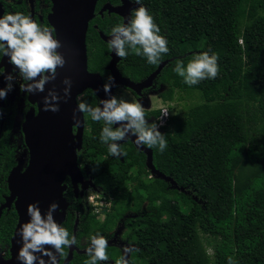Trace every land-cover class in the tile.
<instances>
[{"label":"trees","instance_id":"16d2710c","mask_svg":"<svg viewBox=\"0 0 264 264\" xmlns=\"http://www.w3.org/2000/svg\"><path fill=\"white\" fill-rule=\"evenodd\" d=\"M104 1L118 2L98 0L97 7ZM141 3L168 41L169 51L160 60L170 59L160 77L169 86L160 100L168 103L176 91L197 92L199 99L181 112L170 106L159 129L167 148H151L153 165L177 187L150 176L144 153L130 142L120 144L122 155H111L100 140L104 122L88 113H83L89 128L78 160L112 196L109 221L122 217L140 245L136 264H229V258L231 264H264V0ZM118 22L114 13L95 14L89 22V67L104 76L108 47L92 24L108 33ZM200 52L217 55L219 74L189 86L173 69L177 60L186 66ZM120 66L136 77L156 64L129 51ZM83 100L97 104L91 91ZM126 212L135 213L131 222L123 217ZM14 222V212L3 213L0 235H10ZM69 224L64 220L61 226L70 233ZM84 257L67 264H85Z\"/></svg>","mask_w":264,"mask_h":264},{"label":"clouds","instance_id":"9594fccd","mask_svg":"<svg viewBox=\"0 0 264 264\" xmlns=\"http://www.w3.org/2000/svg\"><path fill=\"white\" fill-rule=\"evenodd\" d=\"M135 3L139 6L134 10L131 20L111 29L109 47L119 58H126L131 51L137 56L146 57L149 64L155 65L162 55L168 53V41L160 34V28L141 0H135ZM53 33L52 27L37 23L31 15L16 12L0 17V57L7 56L9 63L18 70L20 78L25 81L21 89L27 93L44 92L45 85L56 79L57 69L66 64L65 57L58 51L61 42ZM217 61V55L200 52L186 66L182 60H177L173 70L184 78L187 85L192 86L201 80L216 78L219 74ZM4 79L7 83L0 88V99L7 98L15 77L8 73ZM114 83V77L109 76L102 86L103 91L109 94L108 98L100 100L98 106H90L81 98L77 110L88 113L93 121L104 122L100 140L108 145L113 156L123 154L117 141L124 140L130 133L135 136L138 147H158L163 152L167 148V140L158 130L159 125L155 121L148 122L145 109L139 101L129 102L111 95ZM63 84L64 97H67L72 84L70 78L65 77ZM60 99L54 89H49L43 97L45 111H58ZM167 115L168 109H162L161 116ZM58 210L59 206L55 202L43 214L37 204L28 205L30 219L21 225L19 233L22 243L17 259L22 264H46L45 256L48 257L47 264H58L57 256H64L65 248L76 244V237L54 219L53 213ZM107 248L105 236L100 233L91 236L90 246L86 249L89 259L85 264L108 261ZM122 251L116 264H128L127 254L137 249L125 245Z\"/></svg>","mask_w":264,"mask_h":264},{"label":"flooded vegetation","instance_id":"af4514ba","mask_svg":"<svg viewBox=\"0 0 264 264\" xmlns=\"http://www.w3.org/2000/svg\"><path fill=\"white\" fill-rule=\"evenodd\" d=\"M130 1L133 3V6L132 8L128 9V19L126 23L131 20L133 11L139 6L135 3V0ZM97 2L98 0L95 3L92 18L95 16V14H99L102 16L103 13H113L108 12L106 9L100 12V7L104 3L107 2L111 5L120 4V0H118V2L114 4L110 3L109 1H104L100 4L99 7H97ZM52 5V0H0V17L7 13L16 12H21L25 15H31V17L37 23L44 26L52 27L54 29L53 34L56 36L55 27L50 23L48 18V14L52 11ZM116 15L119 19L118 24L123 23V17L118 14ZM90 20L88 21L85 33L87 70L90 72L99 73L104 84L105 82H107L108 77L111 76L110 70L106 67L110 59L109 53L111 49L109 47V43L105 41L108 47V59L107 62H105V64L103 65V69L106 71V76H104L101 72L89 67L87 53L88 42H86V34L89 28ZM92 27L96 29L99 35V31L101 30L98 29L96 23H93ZM104 34H111V31ZM158 63L154 68H151L146 73L138 75L136 77H132L131 75L126 73V71L120 66L121 58L119 57L116 61V67L122 76L127 77L131 81L144 82L147 81L146 78H148V76L155 70ZM162 68L147 82L146 85H143L145 87L139 89V93H136L134 90L128 87H125V85L119 84L113 92V94L116 92H121L122 90H127L128 92H130L134 98V101H139L144 107L146 119L148 120V122L152 123L153 121H155L159 125L158 130L160 129V126L163 123L160 124L157 109L151 105L149 97L150 95H156L160 99L159 93L165 90V86H169L168 83H166L160 77V72ZM8 73H11L15 77V79L13 81L12 90L7 94V98L0 99V216L3 213L14 212L15 222L10 235H8L6 238L4 234L2 236L0 235V255L3 258L9 257L10 238L17 222V212L14 207L15 199L7 200V197L9 196V189L7 185L8 173L12 168H19L20 171H23L29 163L31 148L29 143H27V139L29 140L27 134L33 135L37 133L36 130L38 129V125L36 123V118L39 112V104L37 97L41 100L42 96H45L46 91V86L44 92L30 94L23 91L21 89V85L24 84L25 81L20 78L18 70H16L13 65L9 63V58L7 56L0 57V88H3L7 83L4 79V76H6ZM90 91L92 92L90 88H86L81 93L76 95V102L79 103L81 101V98L84 99L86 96H88L90 94ZM96 99L98 103V98L96 97ZM50 127H52L50 129H53L54 132L60 137L58 139L59 146H54V148L57 150H59L60 148V150L64 152L68 151L70 153L72 151L71 149L73 148V146L77 145V126L75 124H72L69 126V130H65L62 128L61 123H53L52 125H50ZM45 128L47 129L46 123ZM88 128L89 126L84 119L81 144L79 147H75L76 164L80 169L81 176L75 177V179L72 180L70 175L66 174L61 182V184L64 185V188L62 190V196L66 203L63 221L70 220V235H74L76 237V244L72 247L71 257L69 260H71V258L73 257L77 258L78 256H85L84 259H89L86 253V249L90 246V237L97 233H100L101 235L107 238V253L109 259L108 261L98 262V264H116L117 260H119L121 258V255L123 254L122 250L125 245L131 246L137 250L139 249L140 245H138L132 238H130V235L127 232V228H125L124 226V221L122 217H116L113 223L109 221V214L112 210L110 205L108 207H104L100 212H95L93 209V204L88 200L89 192L98 191L105 194V192L101 188H99L98 185L95 184L94 177L91 173L88 164L84 160H78L79 152L83 151L82 148L84 131ZM123 142L126 145L129 142L133 144L132 141H130L129 139ZM121 143H119V145ZM90 149L91 148L88 146L87 150ZM149 174L150 176H152L151 173ZM82 184H85V186L82 187ZM134 215L135 213L126 212L125 214H123V217L129 216V222H131ZM82 220H89L90 227H80L79 224ZM68 250L69 247H66L65 255L59 256V264L67 255ZM127 260L128 264H136L139 262V259L136 258L135 251L131 252L130 254H127Z\"/></svg>","mask_w":264,"mask_h":264},{"label":"water","instance_id":"95a60500","mask_svg":"<svg viewBox=\"0 0 264 264\" xmlns=\"http://www.w3.org/2000/svg\"><path fill=\"white\" fill-rule=\"evenodd\" d=\"M96 1L52 0V11L48 14V18L55 27L56 38L61 42V47L58 51L65 57L66 64L63 68L57 69L56 79L45 85V95L49 89H54L58 95L60 94L61 99L58 101L59 110L56 112L45 111L43 96L41 100L37 97L39 104V112L36 118L37 133L33 135L27 134L29 138L27 143H29L31 148L29 163L23 171H20L19 168H12L7 177L9 189L7 200L15 199L14 207L17 212V222L10 238L9 257L3 258L0 255V264H22L17 259L18 250L22 243L19 233L21 225L30 219L27 213L28 205L37 204L43 214L51 203H57L59 210L55 211L53 216L56 222L61 225L66 206L62 196L64 185L61 182L66 174L70 175L72 180L81 176L80 169L76 164L75 147H79L81 144L84 118L83 113L77 110L78 103L75 97L84 89L90 88L98 98V106L100 100L107 99L109 95L103 91V82L99 73L87 70L85 33L88 21L93 16ZM132 6L133 3L130 0H120L118 5H111L106 2L100 7V12L106 9L108 12L116 13L123 17V24H125L128 19V9L132 8ZM99 35L106 42H109L111 38V34L106 35L101 31H99ZM109 56L110 59L106 67L115 79V83L111 87V95H113L118 84L125 85V87L139 93V89L145 87L143 85H146L170 59L160 61L155 70L146 78L147 81L135 82L119 73L116 67L118 56L115 55V52L110 50ZM65 77L70 78L72 82L70 95L67 97H64L63 93V88L65 87L63 80ZM45 123L47 129L45 128ZM53 123H61L62 128L65 130H69V126L72 124L77 126V145L73 146L70 153L60 150L59 147V150L54 148V146H59L58 139L60 137L53 129H50L52 128L50 125ZM116 126L113 125V127ZM127 139L132 141L136 149L143 151L145 154V166L152 176L161 177L170 186L177 187V184L170 176L155 168L152 163L151 148L146 146L138 147L133 134L130 133L124 140L117 141V143L119 144ZM84 186L85 184H82V187ZM72 247L73 245L69 246L68 253L60 264H66L69 261ZM37 255L40 254L37 253ZM44 259L47 264L48 257L45 256ZM57 259L59 264V256H57Z\"/></svg>","mask_w":264,"mask_h":264},{"label":"rangeland","instance_id":"374dc122","mask_svg":"<svg viewBox=\"0 0 264 264\" xmlns=\"http://www.w3.org/2000/svg\"><path fill=\"white\" fill-rule=\"evenodd\" d=\"M118 98H123L126 101H134L133 96L127 90H122L121 92H116L113 94ZM150 102L153 107L159 110L161 107H165L168 109V113L170 112V106H172V110L175 112H181L182 110H186L190 104L193 102L198 101V94L197 92H183V91H176L173 93V99L167 102L161 101L156 95H150ZM169 105V106H168ZM161 130V128H160ZM91 192L88 193V195ZM185 201V200H184ZM112 211V210H111ZM210 252V249H207Z\"/></svg>","mask_w":264,"mask_h":264},{"label":"built area","instance_id":"2783aa9c","mask_svg":"<svg viewBox=\"0 0 264 264\" xmlns=\"http://www.w3.org/2000/svg\"><path fill=\"white\" fill-rule=\"evenodd\" d=\"M162 109H166L165 107H161L159 109L158 112V117H159V122L160 124H162L164 122V120L166 119V117L161 116V110ZM111 195L105 193H101L98 191H92L89 195H88V200L93 204L94 206V211L95 212H100L102 211V209L104 207H108L109 205H111L110 200H111Z\"/></svg>","mask_w":264,"mask_h":264}]
</instances>
